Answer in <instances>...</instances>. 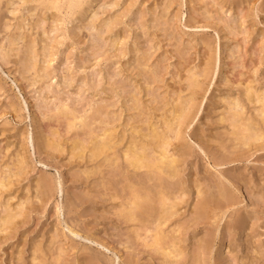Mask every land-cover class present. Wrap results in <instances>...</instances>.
Segmentation results:
<instances>
[{
    "label": "rangeland",
    "instance_id": "rangeland-1",
    "mask_svg": "<svg viewBox=\"0 0 264 264\" xmlns=\"http://www.w3.org/2000/svg\"><path fill=\"white\" fill-rule=\"evenodd\" d=\"M72 1L0 0V264H264V0Z\"/></svg>",
    "mask_w": 264,
    "mask_h": 264
},
{
    "label": "bare ground",
    "instance_id": "bare-ground-1",
    "mask_svg": "<svg viewBox=\"0 0 264 264\" xmlns=\"http://www.w3.org/2000/svg\"><path fill=\"white\" fill-rule=\"evenodd\" d=\"M50 3L57 4L58 0H47ZM91 2V1H90ZM83 4V0H74L72 1L71 5L74 9H79ZM81 9V8H80ZM80 11V10H79ZM165 154L162 156H158L155 159L147 160L144 155H140L137 153H131L129 155L130 165L136 167L137 169L143 168V167H155L156 169H167L169 170L170 166L168 167L167 164L164 162ZM160 198H162L160 194ZM143 199L142 196L139 197V200Z\"/></svg>",
    "mask_w": 264,
    "mask_h": 264
}]
</instances>
